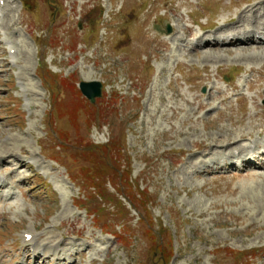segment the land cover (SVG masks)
Here are the masks:
<instances>
[{"label": "rangeland", "instance_id": "obj_1", "mask_svg": "<svg viewBox=\"0 0 264 264\" xmlns=\"http://www.w3.org/2000/svg\"><path fill=\"white\" fill-rule=\"evenodd\" d=\"M0 10V172L17 183L0 200L1 256L10 262L29 231L46 234L40 244L83 243L73 264H264V166L227 158L264 143V49L192 50L198 25L262 21L264 0H0ZM102 16L108 29L87 43ZM83 81L103 83L95 104ZM217 90L224 104L211 101Z\"/></svg>", "mask_w": 264, "mask_h": 264}, {"label": "bare ground", "instance_id": "obj_2", "mask_svg": "<svg viewBox=\"0 0 264 264\" xmlns=\"http://www.w3.org/2000/svg\"><path fill=\"white\" fill-rule=\"evenodd\" d=\"M253 6H257V5H253ZM254 9H256V7H253V8L251 7V10L249 12L252 13V14L255 13V12H257ZM250 13H248V14H250ZM262 15L263 14L261 13V16ZM0 17H1V13H0ZM255 17H256V19L251 20V19H249L246 16V18L248 19V21L244 20V22H241V23L247 24L246 25L247 28H245L246 26H244L242 28L241 27L240 28L237 27V28H233V29L232 28L227 29L228 28L227 27L228 25L234 24L231 21H229V22L227 21L226 26H225V28L226 27L227 28L226 29H223L222 28L221 31L219 30L220 32H218V31H215V32L214 31H205V33L202 36L195 37V39L193 40V46L196 49H192V50L197 54V53H200L201 49H207V50L210 49V48L211 49H214L216 46H218V49L219 50L220 49L222 50L225 47H231V48H252V47H255V48H262V49H264V19L261 21L262 18L260 19V18H258V16H255ZM238 23H240V22H238ZM248 28H249V30H247ZM186 31L188 33V30H186ZM188 34H189V36L187 38H193L194 32H193L192 28H189V33ZM207 34H209V35H207ZM172 36H174V35L165 36L164 39L166 41H168V42L171 41L173 44H178L180 42H185L184 39L182 40L179 37H177V38L173 37L172 38ZM225 45H227V46H225ZM197 49H200V51L198 50L196 52ZM180 50H181V48H180ZM184 53H186V52L184 51ZM187 53H189V52H187ZM245 57H247V56H245ZM252 57L257 58L256 56H252ZM221 59H222V57H221ZM219 60L220 59H218V61ZM223 60H220V61H223ZM259 82H260V79L253 80L252 82H250V87L253 88V86L254 85H257V83H259ZM230 87L233 90H236V87L235 86L232 85ZM223 97L224 98H226V97L229 98L227 91H225V90H217V96L211 97V101H212V99L218 100V99H222ZM197 99L199 100L200 98L198 97ZM218 102L220 104H222V103L224 104L226 101H224V100H218ZM255 104H256V102H254V105ZM203 106H205V107H211V103L210 102L204 103ZM256 106L259 107L257 104H256ZM222 113L223 112L219 113L218 115H222ZM257 116H259V118H261V117L264 118V111H263V113L261 115L258 114ZM259 147H260V145L255 146V148H259ZM234 150H236V152H242V153H244L245 151L252 150V147H248V149H247V147L246 148H243V149L242 148L241 149L236 148ZM233 151H231V152L234 154L235 152H233ZM227 157H228V154H227ZM259 157L264 158V151L259 154ZM250 159L249 160H246V165L247 166H250L254 162V161H252ZM260 165L263 166V164H260ZM12 167H14V166H12ZM27 234H29V233H27ZM39 237H40V235L33 234L30 241L31 242H34ZM25 239H27V238H25ZM35 249H38V248L35 247ZM53 255H55V256L58 257V256H61V255H66V254L63 253L58 248H56V250L53 251Z\"/></svg>", "mask_w": 264, "mask_h": 264}, {"label": "water", "instance_id": "obj_3", "mask_svg": "<svg viewBox=\"0 0 264 264\" xmlns=\"http://www.w3.org/2000/svg\"><path fill=\"white\" fill-rule=\"evenodd\" d=\"M168 34L172 32V28L168 25L167 26ZM81 90L82 93L91 100L92 103L96 101L97 97H101L102 95V84L100 82H91V83H86L83 82L81 83Z\"/></svg>", "mask_w": 264, "mask_h": 264}, {"label": "trees", "instance_id": "obj_4", "mask_svg": "<svg viewBox=\"0 0 264 264\" xmlns=\"http://www.w3.org/2000/svg\"><path fill=\"white\" fill-rule=\"evenodd\" d=\"M134 206H135V204H134Z\"/></svg>", "mask_w": 264, "mask_h": 264}]
</instances>
